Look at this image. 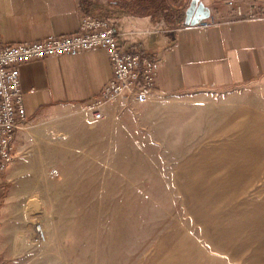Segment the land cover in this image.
I'll return each instance as SVG.
<instances>
[{
    "label": "rangeland",
    "instance_id": "rangeland-1",
    "mask_svg": "<svg viewBox=\"0 0 264 264\" xmlns=\"http://www.w3.org/2000/svg\"><path fill=\"white\" fill-rule=\"evenodd\" d=\"M125 97L98 121L84 107L22 126L3 172L15 263L264 264V82Z\"/></svg>",
    "mask_w": 264,
    "mask_h": 264
},
{
    "label": "crops",
    "instance_id": "crops-1",
    "mask_svg": "<svg viewBox=\"0 0 264 264\" xmlns=\"http://www.w3.org/2000/svg\"><path fill=\"white\" fill-rule=\"evenodd\" d=\"M202 1L215 20L208 27L185 24L190 0H164L159 9L154 0H143L144 6L137 0H98L100 8L95 14L85 11L83 0H0V40L12 45L75 34L86 15L101 16L116 26L122 47L134 48L159 62L156 94L221 93L264 82V0H234L233 7L248 10L258 6L259 17L252 20L231 19L230 0ZM107 8L113 14H106ZM20 72L26 121L41 112L88 108L114 78L107 52L97 48L74 56L28 61L20 65ZM119 100L107 102L104 111L117 108ZM134 100L126 96L125 106ZM3 172L0 170V264H16V237L7 232L5 216L15 189L4 191V180L10 182L11 177H4Z\"/></svg>",
    "mask_w": 264,
    "mask_h": 264
},
{
    "label": "built area",
    "instance_id": "built-area-1",
    "mask_svg": "<svg viewBox=\"0 0 264 264\" xmlns=\"http://www.w3.org/2000/svg\"><path fill=\"white\" fill-rule=\"evenodd\" d=\"M230 5L231 19L252 20L259 17L258 6L248 10ZM215 20L210 16L198 25L208 27ZM120 32L107 17L86 15L80 31L63 36H50L41 41L8 45L0 40V170L4 171L16 156V135L27 120L22 91L20 88V65L28 61L78 55L91 49H103L111 61L114 78L101 92L99 99L89 107L91 119L98 121L104 117V105L122 96H133L138 103H147L156 93L155 80L159 62L150 60L134 48L120 45ZM57 169L50 172L58 176ZM35 243L47 241V233L41 221L32 225Z\"/></svg>",
    "mask_w": 264,
    "mask_h": 264
},
{
    "label": "water",
    "instance_id": "water-1",
    "mask_svg": "<svg viewBox=\"0 0 264 264\" xmlns=\"http://www.w3.org/2000/svg\"><path fill=\"white\" fill-rule=\"evenodd\" d=\"M210 16L211 9L202 0H190L185 10V24L196 26Z\"/></svg>",
    "mask_w": 264,
    "mask_h": 264
},
{
    "label": "trees",
    "instance_id": "trees-1",
    "mask_svg": "<svg viewBox=\"0 0 264 264\" xmlns=\"http://www.w3.org/2000/svg\"><path fill=\"white\" fill-rule=\"evenodd\" d=\"M138 5L139 6H144L143 5V0H137ZM164 0H154V6L156 9H159L162 7ZM178 2V0H172V2ZM83 5H84V9L88 14H95L96 13V9L98 8L96 4H89L87 2H85V0H83ZM171 6H173V3H171Z\"/></svg>",
    "mask_w": 264,
    "mask_h": 264
},
{
    "label": "bare ground",
    "instance_id": "bare-ground-1",
    "mask_svg": "<svg viewBox=\"0 0 264 264\" xmlns=\"http://www.w3.org/2000/svg\"><path fill=\"white\" fill-rule=\"evenodd\" d=\"M37 203V200L36 199H31L30 201H29V205L30 206H32V205H34V204H36Z\"/></svg>",
    "mask_w": 264,
    "mask_h": 264
}]
</instances>
